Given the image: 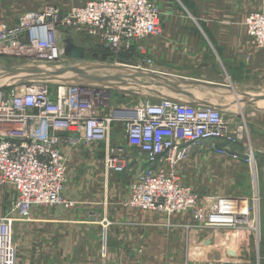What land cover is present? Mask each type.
<instances>
[{
  "label": "built area",
  "instance_id": "1",
  "mask_svg": "<svg viewBox=\"0 0 264 264\" xmlns=\"http://www.w3.org/2000/svg\"><path fill=\"white\" fill-rule=\"evenodd\" d=\"M244 26L251 48L264 50V10L249 12ZM63 31L88 32L115 53L130 54L134 47L143 54L142 41L159 37L163 25L151 0H89L67 9L44 6L21 13L13 23L0 19V56L18 58L27 67L58 62ZM104 100L97 90L80 85H61L54 94L43 82L0 87V184L16 193L9 211L0 215V264H15L12 226L30 220L33 206L73 204L63 195V145L107 142L116 122L126 143L148 162L129 186L130 206L168 215L185 212L200 229H257V196L202 197L178 174L192 150L242 161L235 147L244 146L243 159L253 166L243 118L220 106L169 97L120 106ZM117 109L129 113L116 116ZM107 163L123 169L115 158Z\"/></svg>",
  "mask_w": 264,
  "mask_h": 264
},
{
  "label": "rangeland",
  "instance_id": "2",
  "mask_svg": "<svg viewBox=\"0 0 264 264\" xmlns=\"http://www.w3.org/2000/svg\"><path fill=\"white\" fill-rule=\"evenodd\" d=\"M4 1L5 3L8 2V0ZM46 1L48 4H55L49 6L67 9L84 4L89 0ZM161 1L163 0H151L159 11ZM246 1L249 10H251L250 12L264 10V0ZM20 14L15 16V20ZM162 25L164 30L163 22ZM198 32L201 36L197 38L195 43L199 46L209 45L210 42L208 43L202 37L203 35L199 30ZM246 38L249 48L243 56V60L247 63H251L253 60L264 62V50H253L250 39L248 36ZM146 40L142 41L145 48ZM58 45L63 49L62 59L53 63H41L37 67H27L21 60L12 56H0V87H20L27 82H43L54 94L61 85H80L97 90L105 99L104 104L105 101L111 100V105L114 104L115 99L127 103V105H134L138 100L144 98H148L152 102H158L160 99L167 97L184 101L190 92L197 94L199 86L211 88V93H216L212 84L195 85L199 83L197 80H200L201 76L207 77L208 80L215 77L213 72L216 71L213 64L218 62L213 54L210 55L211 57L209 54L207 55L212 62L210 65H201V62L206 59L202 58L204 53L201 55L191 54V57L183 65L180 64L182 67L175 68L177 73L166 74L156 68L147 49L143 54L136 51L134 47L130 54L115 53L88 32L63 31L58 40ZM261 71L260 78L256 75L257 71L254 72L253 79L256 84L254 86L251 84L246 85V88L244 87L246 91L264 93V69ZM238 88L242 91L240 87ZM229 91L233 92L230 88ZM232 98L234 97L230 94L228 100L223 103L226 107L228 103L232 104L234 108L231 107V109H234V113L240 119L243 118V124L247 125L246 118L236 108L237 96H235V100ZM203 103L210 104L211 102ZM114 106H120V104ZM109 108L110 106H106L104 111H109ZM112 129L107 142H93L72 147L65 144L62 148L67 177L63 195L72 203L75 204L76 200L92 198L94 196L93 191L96 195L101 196L97 200H99V205L104 207V197H107L110 191H119V186L111 185L117 179L128 182L127 199L119 204L114 212L110 213V220L103 219L101 222L102 228L99 231L100 252L102 253V249L106 248L105 251L107 250L108 254L109 251L114 252V254H110L109 260L104 261L100 255L102 257H100V264L105 262L107 264H198L197 257L205 252L218 253L224 251V249L229 252L233 251L232 242L228 241L224 246L217 245L223 235L218 238L213 233V228L200 229L196 227L188 213L168 215L157 210H141L127 203L129 186L132 179H134L133 177L143 167L147 166L148 162H146L143 154L145 165L143 164L142 167L140 165L133 167L130 164L128 165L125 159L128 157L137 158L141 155V152L126 143L120 123L116 122ZM246 142L247 146L253 150L250 143H248L249 139ZM235 148L240 151L242 161L219 156L209 150L205 152L192 150L187 160L178 167L180 181L202 197L212 198L225 195L252 198L257 196L256 206L258 204L259 207V196L263 195L264 191L256 165L255 154L254 165L250 167L243 159L244 146H236ZM108 158H115V165H119L123 169L117 171L111 168L107 163ZM15 197L16 193L12 186L0 184V215L9 211L11 201ZM258 207L257 229L252 232V252L254 254L261 251L258 240L260 229ZM189 220L194 225L192 228L181 226L182 223H187ZM25 222L27 221H16L12 226V244L16 253L15 264L19 262L18 259L23 247V244H21V228L25 226ZM242 229L244 228L226 229V232ZM186 258H194L195 260H189L188 262Z\"/></svg>",
  "mask_w": 264,
  "mask_h": 264
},
{
  "label": "crops",
  "instance_id": "3",
  "mask_svg": "<svg viewBox=\"0 0 264 264\" xmlns=\"http://www.w3.org/2000/svg\"><path fill=\"white\" fill-rule=\"evenodd\" d=\"M46 5L55 4H48L46 0H8L7 3L0 0V19L13 23L17 14L28 10H38ZM159 7L164 24L163 33L157 38H148L145 42L152 61L157 69L167 74L175 73L177 71L175 68L182 67L181 65L191 57V54L204 53L202 58L206 59L201 62L204 66L212 64L207 57L208 54L215 56L218 62L213 64L216 71L213 72L215 77L208 80L207 77L201 76L200 80H197L199 83L195 85L212 84L216 93H211V88L199 86L198 93L190 92L184 101L191 103L210 101V104L234 112L235 110L231 109V107L234 108L232 104L228 103L226 107L223 102L228 100L230 94L234 98L237 96L236 108L246 118L248 139L255 152L256 165L264 191V93L248 92L244 89L246 85L256 84L253 79L254 72L257 71L256 75L260 78L264 62L253 60L247 63L243 60L249 48L243 24L245 16L251 11L247 1L163 0ZM198 30L202 37L213 45L209 43V45L199 46L195 43L201 36ZM229 88L233 92H230ZM108 103L110 106L127 104L118 99L114 100L113 105L111 100ZM138 157H128L125 162L132 167L138 165L142 167L146 164L144 155L141 153ZM114 185L119 186V191H110L107 197H104V207L100 206L97 200L101 196L93 191L92 198L85 195L89 198L88 200H76L71 206H33L30 220L21 228L23 247L18 264H100L102 257L103 261L109 260L110 254L113 255L114 252L109 251L108 254V251L104 249H102L103 255L100 252L101 222L103 219L110 220V213L114 212L128 197V182L117 179L111 186ZM259 197L260 253L252 252V232L244 229L226 232V229L216 228L213 232L215 236L219 238L223 235L217 245L224 246L230 241L234 250L229 252L224 249L218 253L205 252L197 257L198 264H264V194ZM191 223L192 221L189 220L181 226L192 228L194 225ZM189 260L195 259L186 258V261L189 262Z\"/></svg>",
  "mask_w": 264,
  "mask_h": 264
},
{
  "label": "water",
  "instance_id": "4",
  "mask_svg": "<svg viewBox=\"0 0 264 264\" xmlns=\"http://www.w3.org/2000/svg\"><path fill=\"white\" fill-rule=\"evenodd\" d=\"M129 112L128 111H121V110H116L115 112H114V115H116V116H126V114H128Z\"/></svg>",
  "mask_w": 264,
  "mask_h": 264
}]
</instances>
